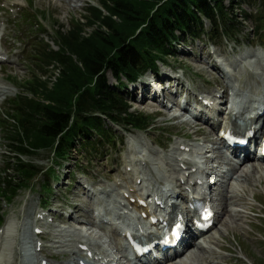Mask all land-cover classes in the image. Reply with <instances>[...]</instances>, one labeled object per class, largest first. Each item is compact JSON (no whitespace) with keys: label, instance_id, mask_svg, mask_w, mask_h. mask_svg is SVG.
Listing matches in <instances>:
<instances>
[{"label":"rangeland","instance_id":"rangeland-1","mask_svg":"<svg viewBox=\"0 0 264 264\" xmlns=\"http://www.w3.org/2000/svg\"><path fill=\"white\" fill-rule=\"evenodd\" d=\"M95 3L96 0H0V17L3 14V21L6 23L4 25L0 20V53L7 55L8 61L0 64V88L6 91L5 95L0 96V123L7 111L6 102L18 95L22 91L20 87L32 76L34 67L27 62L26 51L32 47L33 39H42L43 44L46 43L51 49L56 50L57 47L52 40L53 31L58 28L68 30L70 22L81 20L86 6L95 5ZM24 8L29 14L38 17L37 20L42 27L28 28V25L19 22L18 18L14 19L16 10ZM244 8L251 11L250 7ZM30 21L32 22L33 18ZM248 40H251L250 35ZM206 44L207 42H196L192 46L187 45L186 48L179 45L176 57L167 61L172 71L160 67V72L165 74L172 72L173 76L180 78L183 85L188 79L193 80V83L187 85L193 92H207L215 89V86L226 88L227 83L229 89L235 92L249 91L250 95L257 92L264 93V58L261 54L258 53V55L254 49L247 48L245 41L243 45L233 50L225 48V43L222 41H217L214 47L211 44L204 46ZM203 47H207V50L203 51ZM211 48L214 51V58L220 59L228 67L229 74L225 80L215 77L212 66L206 64L211 57L205 56L210 53ZM191 51L193 54H189ZM57 72L55 68H51L46 75L47 80L53 81ZM149 75V73L145 74L148 78ZM122 81L125 82V80ZM108 83L109 85L115 83L110 75ZM168 98L166 99L169 105L167 108L155 103L151 106L146 101H133L132 96L127 99L132 112L143 113L154 118L151 133L147 135L142 133L140 138L133 139L123 148L119 146L117 150L106 148L97 150V156L91 154V158L96 159L86 165V172L91 174L92 180L82 176L74 166V162L78 160L85 164V158L80 151L73 153L71 158L74 161L69 160L63 163L60 169L55 168L54 175L57 179L59 177V182L49 195L51 199L49 205L58 209L62 207L64 215L60 217L61 219L55 217V222L40 226L37 224L34 214L38 212L40 206L38 187L32 193L18 192V196L11 205L2 203L5 222L0 228V264H22L24 258L33 259L32 264H39L41 259L51 264H68L71 260L76 261L79 258L76 247L84 241L97 245L104 253L113 255L119 264H128L124 259V248L118 244L115 234L104 230V226L98 223L97 216L102 214L111 221L120 215L119 193L123 190H119L121 187H116L115 182L119 181L120 184L125 181L133 182V177L121 173L122 166L126 162L135 158L144 163L148 162L150 168L148 175H153L162 182L169 183L176 177L174 163L176 155L172 149L174 143L171 136L189 135L196 130L191 126L182 125L183 119L172 118L175 114V107L172 104L174 99L169 98L168 101ZM135 134L137 137L139 133ZM201 136L204 139L207 135L202 133ZM1 138L0 133V171H3L7 167L8 156ZM153 141L167 146L166 158L161 159V156L152 152ZM169 145H171L170 148ZM32 161L41 167L43 172L51 167L50 157L44 153H40ZM210 165H213L214 171L216 169L218 172L221 183L223 175L221 171L226 170L223 162L212 161ZM255 165L254 171L247 170L251 178L248 183L244 184L241 182L242 179H238L237 183L233 184L231 180L224 183L227 181L224 177L222 183L216 188L221 212L215 229L203 242V250L200 252L194 248L191 255L183 256L170 264L183 260L186 264H264V226L262 225L264 165ZM69 172L72 173L70 183L66 181ZM96 175H98L97 178ZM44 178L47 179L43 177L41 181H44ZM231 185L235 187L232 189ZM65 187L68 188L65 189ZM84 187L87 190H84ZM228 189L229 193L226 192ZM226 200L228 207L224 213L223 204ZM69 216L71 219H68ZM37 226L45 233L41 252L35 249L38 239L34 236L33 228Z\"/></svg>","mask_w":264,"mask_h":264},{"label":"trees","instance_id":"trees-1","mask_svg":"<svg viewBox=\"0 0 264 264\" xmlns=\"http://www.w3.org/2000/svg\"><path fill=\"white\" fill-rule=\"evenodd\" d=\"M261 2V15L254 23L257 30L264 31V0ZM221 3L96 0L68 30L54 31L57 50L36 42L27 58L33 74L23 87V96L8 102L7 122L1 126L10 157L8 173L0 179V202L10 203L18 191L34 185L41 169L30 159L39 153H48L59 163L67 159L77 137L90 148L95 140L87 138L93 134L110 143V130L103 127L100 116L114 124L146 128V119L128 113L121 95L109 88L106 75L111 73L119 82L121 78L133 81L143 71L154 70L157 61L172 55L174 43L184 35L192 37L202 26L200 16L211 21L215 36L232 35L237 30L235 18ZM51 68L58 72L50 82L46 75Z\"/></svg>","mask_w":264,"mask_h":264},{"label":"bare ground","instance_id":"bare-ground-1","mask_svg":"<svg viewBox=\"0 0 264 264\" xmlns=\"http://www.w3.org/2000/svg\"><path fill=\"white\" fill-rule=\"evenodd\" d=\"M247 56V55H246ZM247 57H249V56H247ZM260 89V88H259ZM7 90V89H6ZM144 89H142V91H143ZM145 91V90H144ZM249 92V91H248ZM263 92V91H262ZM6 94V91H5V89L4 88H0V96L1 95H5ZM212 162V161H211ZM245 162H242V164L241 165H238L239 167H238V169H237V171H239V174L240 175H243L241 178L243 179V180H241V182H244V184L245 183H248L249 181H250V173L247 171V170H250V171H254V167H252L251 166V168L250 169H248V168H246L243 164H244ZM261 171H263V169H260ZM258 171V170H257ZM173 172V171H172ZM252 173V172H251ZM126 175H129L130 176V173H127ZM136 179H138V176L136 177ZM136 179H135V181H134V183L136 182ZM242 184V183H241ZM133 195V194H132ZM133 207H135V205L133 206ZM224 213H225V210H224ZM23 225V224H22ZM21 225V226H22ZM27 225V224H26ZM7 227V226H6ZM23 227V226H22ZM26 228V227H25ZM19 230V229H18ZM4 233V232H3ZM13 234V233H12ZM19 234V233H18ZM8 235V234H7ZM10 235V234H9ZM4 236V235H3ZM32 236V235H31ZM6 237H8V236H6ZM28 237V236H27ZM10 239V238H9ZM6 240V239H5ZM18 241V240H17ZM15 243V242H14ZM197 247V249L201 252V250H203V247H202V245L201 244H195ZM25 247V246H24ZM5 254V253H4ZM29 254H31V253H29ZM29 254H28V256H29ZM192 254V252L190 253V255ZM24 257L26 256V255H23ZM4 257V256H3ZM14 257H15V255H14ZM34 257V256H33ZM29 258V257H28ZM23 259V258H22ZM25 259V258H24ZM38 259V258H37ZM185 260H183L182 262H179V263H176V264H186L185 262H184Z\"/></svg>","mask_w":264,"mask_h":264}]
</instances>
